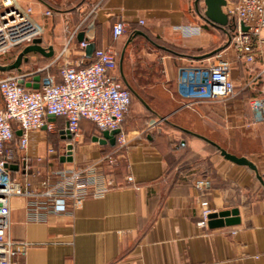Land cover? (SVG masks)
<instances>
[{"label": "crops", "instance_id": "obj_1", "mask_svg": "<svg viewBox=\"0 0 264 264\" xmlns=\"http://www.w3.org/2000/svg\"><path fill=\"white\" fill-rule=\"evenodd\" d=\"M20 1L34 7L44 27L36 45L54 49L53 56L39 52L31 59L42 55L52 60L70 43L71 58L86 64L97 50L121 47L123 74L125 68L133 70L130 79L149 82L150 89L132 102L124 124L130 139L124 158L116 167H107L117 186L88 195L81 207L63 212L54 211L43 197L11 199L9 235L22 243L12 264H264V121L256 119L251 103L264 97L257 48L255 60L248 63L230 43L221 45L220 29L198 12L204 11L203 0ZM118 20L126 22L128 30L114 42L112 25ZM134 28L184 48H224L191 61L160 53L146 36L131 35ZM82 39L88 42L85 49L80 48ZM218 55L232 61L235 94L212 101L181 97L179 67L204 64ZM129 58L132 65L127 67ZM22 69L5 73L29 72ZM26 84L35 87L39 80L29 76ZM47 118L55 122L52 132L61 136L54 143L48 138L51 131L30 132L34 191L42 190V180L59 165L80 167L116 147V138L114 143L95 140L105 137L90 120H83L80 132L69 139L63 135L65 117ZM69 143L72 160L63 159L59 146ZM214 143L248 157L257 172L226 158ZM54 162L57 165L50 166ZM128 174L133 184L127 182ZM13 176L22 177L21 167ZM198 180H209L210 187L199 188ZM202 201L215 211L237 208L239 220L218 227H210L208 220L202 224Z\"/></svg>", "mask_w": 264, "mask_h": 264}, {"label": "built area", "instance_id": "obj_2", "mask_svg": "<svg viewBox=\"0 0 264 264\" xmlns=\"http://www.w3.org/2000/svg\"><path fill=\"white\" fill-rule=\"evenodd\" d=\"M235 29L230 44L248 63L255 60L257 48L263 61L259 75L264 74V0H236L225 6ZM51 15V10L44 12ZM141 24L144 23L140 19ZM242 25L248 27L247 30ZM93 26V22L90 23ZM127 23L118 20L112 25V39L118 41L126 33ZM201 26H198L200 31ZM44 32L36 19L34 7L20 0H0V56L10 53L16 46L31 43ZM88 44L84 39L80 48ZM67 43L44 67L34 72H11L2 76L0 71V264H12V258L22 243L9 235L11 224V199L15 196L43 197L52 204L53 210L63 212L69 207L79 208L88 195H101L118 185L107 167H116L124 158L130 145L128 133L122 122L130 109V91L122 85L118 67V53L113 46L94 52L88 63L81 64L70 56L72 47ZM95 59V60H93ZM57 65L61 81L47 71ZM232 61L218 55L208 58L204 64H182L178 69V90L188 101H212L230 97L236 87L232 79ZM36 76L38 87L27 86L26 78ZM255 117L264 121V97L252 100ZM63 115L67 125L63 135L73 136L80 132L82 118L96 122L100 130L120 128L116 135V147L97 159L82 166L66 165L51 170L42 180V190L34 191L30 179L32 130H55V122L48 116ZM20 131L15 138L14 125ZM16 128V127H15ZM13 145V148L6 145ZM54 147L50 148L53 151ZM63 157L72 155L68 144L62 147ZM19 161L22 177L13 176L10 164ZM127 182L134 183L131 174ZM201 189L210 187L209 180H198ZM202 224L215 211L208 201H202Z\"/></svg>", "mask_w": 264, "mask_h": 264}, {"label": "water", "instance_id": "obj_3", "mask_svg": "<svg viewBox=\"0 0 264 264\" xmlns=\"http://www.w3.org/2000/svg\"><path fill=\"white\" fill-rule=\"evenodd\" d=\"M199 1V0H197ZM204 2V13H203V17L204 19L209 22L211 25L219 27V28H225L229 23H230V18L227 14V12L225 11V6L227 5L228 1L227 0H203ZM242 28L244 30H247L248 27L246 25H242ZM135 34H143V31L138 30L136 31ZM133 36H130L127 39L126 45L132 40ZM230 39L229 38L228 42L226 44L230 43ZM39 39H35L34 43L37 42ZM84 39H82L81 41H83ZM125 45V46H126ZM224 48V46H221L217 49H215L214 51L207 53L204 56H212L215 53H218L220 50H222ZM125 50V49H124ZM124 50L122 52L121 58H120V73L121 76L124 80V82L126 83L127 87H129L132 91V87L130 86V84L126 81L124 75H123V70H122V60H123V56H124ZM28 51H33V52H40L42 54H44L45 56H53L54 55V49L52 46L46 48L43 46H39L36 44H31L29 45L26 50L24 52H28ZM23 52V53H24ZM23 53L21 55H19L18 59L15 61V63L13 65H8V66H0V71L5 72L8 71L12 68H19L22 59H23ZM25 60H28V57L25 58ZM38 79V77H37ZM35 87H38V85H35ZM121 131L120 128L117 129H113V130H105L103 131L104 134V138H99V137H95V140H99L101 142H106L107 139H110L112 143L115 142V138L116 135ZM67 137L69 139H72L73 135L72 134H68ZM215 144V143H214ZM221 151V153L228 159L234 161L235 163L241 164V165H247L250 168H252L253 170H255L257 172V167L254 164L253 161H251L248 157L241 155L238 156L234 153H230L228 152L226 149L222 148L221 146L215 144ZM69 148H73L72 143L68 144ZM64 159V157H63ZM67 160H72V156H68ZM259 176V175H258ZM239 210L237 208H234L232 210H222V211H213L208 215V224L210 227H218V226H224L226 224H233L236 223L239 220V216H238Z\"/></svg>", "mask_w": 264, "mask_h": 264}, {"label": "trees", "instance_id": "obj_4", "mask_svg": "<svg viewBox=\"0 0 264 264\" xmlns=\"http://www.w3.org/2000/svg\"><path fill=\"white\" fill-rule=\"evenodd\" d=\"M200 1V0H199ZM232 1H236V0H232ZM198 12L199 14L203 17V13L204 11H202L201 9H198ZM204 18V17H203ZM205 20V19H204ZM206 21V20H205ZM207 22V21H206ZM208 24H210L209 22H207ZM211 25V24H210ZM207 26V25H206ZM216 27V26H215ZM219 28V27H217ZM220 31H221V45H223L224 43L226 44L229 40V38L233 35V32H234V29H235V23L230 20V23L225 27V28H219ZM128 30V26L126 28V32ZM143 31V34H137V36H146L148 38V41L150 44L154 45L159 51L160 53L162 54H167V55H171V56H174V57H181V58H187L191 61H194L196 60L199 56H201L202 54H206L207 53H210L212 51H214L218 46H213L211 47L210 49L204 51V50H198V49H189V48H184V47H180V46H177V45H174V44H170L162 39H160L159 37H155V36H151L149 34H147L146 31L142 30ZM136 33V28L132 29L131 30V35L135 34ZM34 42V40L29 43V44H25V45H19V46H16L12 51H15V54H16V57L13 61H6V62H0V66H8V65H13L15 63V61L18 59L19 55H21L25 50L26 48L31 45L32 43ZM33 53H38L40 54L39 52H31V51H28V52H24L23 53V59H22V62L19 66V68H12L8 71H23L22 68H25L26 64H28L29 62H31V55ZM9 54V53H8ZM216 54V53H215ZM7 55V54H6ZM5 56V55H3ZM2 57V56H0ZM28 57V60L26 61L25 58ZM40 57H43L42 55H40ZM45 58V57H44ZM47 60H50V58H46ZM95 60V59H93ZM25 71V70H24ZM6 72V71H5ZM51 72V71H50ZM53 74V72H51ZM121 75V74H120ZM124 77L126 79V81L130 84V86L132 87L133 89V92L137 93V91L134 89L135 87L133 86L134 84H132V82L134 80H131L130 77L124 72ZM121 79H122V85L124 87H126L129 91H130V94H131V104H130V109H131V105H132V90L127 87L126 83L124 82L122 76H120ZM57 79L58 81H61V76H60V73L58 71V76H57ZM137 84L139 85H142V86H146L149 84V82H144L142 80H135ZM138 95L140 93H137ZM130 109L129 111L126 113L125 117H124V120L122 122V128L126 131V128L124 127L125 125V121H126V118L128 116V113L130 112ZM59 117H65L63 115H59V116H55V119L57 120V118ZM83 120H90L93 125L95 126V128L97 129V134L99 135L100 133H102V131L100 130V128L98 127V125L96 124L95 121H93L92 119H89V118H82L81 122H80V128H81V124H82V121ZM60 131L56 132L54 135L56 136V140H52L54 143L56 141H58L59 139V136L60 135ZM14 134H15V138H18L19 137V131L15 128L14 126ZM13 145H6L7 147H10V148H13ZM58 161V160H57ZM60 162V160H59ZM59 165V164H58ZM19 167H21L20 165V162L19 161H14L13 163L10 164V169L12 171V174L14 175L15 174V170H18ZM59 167L61 168V165H59Z\"/></svg>", "mask_w": 264, "mask_h": 264}, {"label": "rangeland", "instance_id": "obj_5", "mask_svg": "<svg viewBox=\"0 0 264 264\" xmlns=\"http://www.w3.org/2000/svg\"><path fill=\"white\" fill-rule=\"evenodd\" d=\"M38 38H36V40H37ZM34 44H37V43H34ZM121 46V45H120ZM117 53H118V58L120 57V55H121V47H118L117 49ZM15 57H16V54H15V51H11L9 54H7V55H5V56H2V57H0V62H6V61H13L14 59H15ZM132 60H133V58H129V60H127L126 61V65H127V67L129 66V65H132ZM52 60H47L46 58H44V57H40V56H36V59H31V62H29L28 64H26V66H25V68L24 69H26L27 71H29V72H34V71H36V70H38L39 68H41V67H44V66H46L48 63H50ZM50 71L51 72H53V74L57 77L58 76V71H59V69H58V66L57 65H52L50 68ZM117 72H118V67H115L114 68ZM132 71L133 70H130L129 68L128 69H126L125 68V72H126V74L131 78V77H133L132 75H130L131 73H132ZM7 73H1V75L2 76H5ZM132 84H134L133 86L135 87L134 89L137 91V93H142L143 92V90H149L150 88H149V84L148 85H146V86H143L142 87V85H139V84H137L136 83V81L134 80L133 82H132ZM137 93H135V92H133L132 91V100L135 102V101H137ZM0 103H2V100H1V97H0ZM48 138L50 139V140H56V136L54 135V133L51 131V132H49L48 133ZM57 144V143H56ZM60 147H63V145L61 144V145H59ZM53 165H57V163L56 162H54V164H50V166H53Z\"/></svg>", "mask_w": 264, "mask_h": 264}]
</instances>
